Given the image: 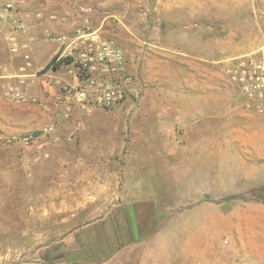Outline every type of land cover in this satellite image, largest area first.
<instances>
[{
    "label": "rangeland",
    "instance_id": "rangeland-1",
    "mask_svg": "<svg viewBox=\"0 0 264 264\" xmlns=\"http://www.w3.org/2000/svg\"><path fill=\"white\" fill-rule=\"evenodd\" d=\"M48 1V5L59 3ZM79 1L86 3L90 0H71L73 4L81 3ZM159 1L100 0L101 9L103 6L112 9L109 17L105 18V26H97L102 13L97 14L94 21L91 17L85 18V25L82 26L94 31L98 39L119 44L134 61L136 68H130L134 83L124 103L111 109L93 106L78 114L82 106L61 97L62 85L77 84L70 78L56 83L61 96L48 103L55 116L53 123H47L54 126L51 132H42L47 124L36 127L35 131L24 129L7 132L0 128L8 135H38L37 140L28 144L23 141L0 144V245L13 243L26 246L34 242L43 245V240H46L52 245L51 253H37L36 257L50 255L53 260L59 259L60 237L32 238L23 233L30 228L42 231L45 224L54 226L57 224L56 217L59 219V215L53 212L51 221H43L45 206L36 205L35 217L39 221H35L34 214L29 210L31 206L27 204L28 197H43L47 189L53 186L51 177H59L55 172H42L43 165L57 164L53 158L44 161L43 157L50 156V151L66 152L69 163L76 164V152L84 148L96 151L103 146L105 149L126 151L142 146L145 152H150L142 154L139 158L142 166H136V172L128 178L138 187L146 184L157 187L155 192L162 198L164 210L160 215L161 224L164 228L178 232V250L185 246L189 238L186 230L192 234L196 231L198 245L201 243L202 247L207 245L213 246V249H223V260L226 262L242 258L243 262L251 264L258 246L264 248V111H259L247 102L240 87L226 72L234 58L258 50L264 43V0H195L194 13L179 7L167 12L159 11ZM43 5V0H15L12 17L0 22L12 24L21 20L28 31V23L35 15L32 6L38 7L35 16L42 18L44 12L39 7ZM185 25L190 27L182 29ZM189 32L196 36L195 39L204 35L206 42L203 43L201 39L189 42L181 38L187 37ZM49 33L45 34V39ZM29 37L32 38V44L36 38L33 35ZM153 41L167 45L170 50L161 51L160 54L164 56L158 59L144 55L140 61L137 60L141 47L146 50L148 43ZM192 49L195 55H206L208 60L192 59L187 51ZM11 53L21 58L14 72L26 67L23 72L25 92L29 97H37L38 102L10 99L5 95V79L0 77V101L3 103L0 122L8 126L5 125L7 130L11 129L13 123L10 119L12 105H43L39 94L31 91L37 76L32 72L34 58L29 59L31 64L27 66L22 53ZM48 56L49 53L39 57V63L47 60ZM133 61L128 63L133 64ZM181 61L195 64V71L189 75L182 71ZM1 63L9 70L7 64ZM63 65L64 73L71 68L76 75L75 64L70 62ZM207 68H211V77L205 74ZM44 71L45 67L39 73ZM47 83L55 82L47 80ZM37 86L40 92H47L45 83L40 82ZM191 87L195 89L193 98L198 105L193 114L194 125L191 123L187 133L195 137L198 134L206 137L223 134V138L212 140V143L210 140L187 141V145L183 142L188 147V154L183 157H166L158 153L156 156L151 149L160 147L154 130L162 111L161 104L181 100L179 92ZM68 104L71 105V111L66 115L63 109ZM131 106L137 107L133 109ZM19 114L26 115L22 111ZM134 131L141 136H151L153 142H143L138 136V140H134ZM215 144H221L222 147H215ZM84 159L83 164H98L93 157L84 156ZM122 162L119 157L115 158V164ZM32 164L40 172H32V180H29L28 171L31 170L29 167H33ZM66 175L68 195L74 193L76 186L84 188V195L95 192L98 196H109L115 191V194L119 192L123 196V172L107 174L86 171L69 172ZM44 176L49 178L48 183ZM113 183L117 184L115 190L111 188ZM195 201L208 203L197 206ZM68 207L70 216V208L75 209L76 206ZM222 209L223 227L220 226ZM11 228H18L20 234L12 235Z\"/></svg>",
    "mask_w": 264,
    "mask_h": 264
},
{
    "label": "crops",
    "instance_id": "crops-1",
    "mask_svg": "<svg viewBox=\"0 0 264 264\" xmlns=\"http://www.w3.org/2000/svg\"><path fill=\"white\" fill-rule=\"evenodd\" d=\"M47 1L43 0V7H39L44 12L42 18L35 16L38 7L32 6L31 10L35 15L33 14L34 17L28 23V31L19 33L22 41L27 40L29 35H33L36 38L31 44L30 55L31 58H34L35 63L33 64L32 72H35L37 76L34 78L35 85L30 89L33 93L39 94L43 105H40L41 107L33 104H28L27 106L12 105L10 119L13 123L10 125L11 131L5 128L6 124L0 122V128L7 132H19V130L23 131L24 129L35 131L36 127L42 124L53 123L55 116L48 103L61 96L56 83L63 80L68 81L70 78L71 81L78 83V78L73 73V69L69 68L67 73H64L62 68L64 65H60L58 68L50 67L44 72L39 73L40 69L50 62L59 49V44L46 40L45 34L48 32L73 34L77 28H82L85 25V18L91 17L94 21V18L99 13H102L103 16H100L97 26H105V18H108L109 12H112V9H106L104 6L101 9L100 0H90L86 3L79 1L81 3L78 4H73L71 0H49L48 3L59 2L58 4L54 3L50 5L47 4ZM159 3L157 9L162 12L179 7L182 10L187 9L189 12L194 13L196 1L160 0ZM102 26L100 27L102 28ZM0 27V62L2 61L4 64H7L9 70L14 72L16 64L21 58L12 54L7 44V36L13 32V26L7 22H0ZM189 27L190 25H185L182 29H188ZM195 37L190 32L187 37L181 36L182 39L186 38L189 42L194 41ZM205 38L203 35L197 37L195 40L201 39L205 43ZM208 38L210 39L209 36ZM166 50H170L167 45L160 44L157 41L150 42L146 50L143 49V46L141 47L137 60L140 61L144 55L158 59L164 56V54H160L161 51ZM187 51L190 52L192 59L208 60L206 55L200 57L195 55L193 49ZM48 53L47 60L39 63V57ZM126 55L128 61L132 62L133 60L127 52ZM131 62H129V69L133 70L136 66H134V61L133 64ZM179 64L180 69L187 72L188 75L195 71L193 67L195 64L191 65V63L188 64L182 61ZM204 70H206V67H204ZM205 74L211 77V68H207V73ZM47 80L55 83L48 86L45 85L47 92L42 93L39 91L37 85L40 82L46 83ZM181 91L179 92L181 100L161 104L162 111L156 121L157 124L154 130L159 138L160 147H158L159 149H151L153 153H156V156L160 154L166 157L167 155L183 157L188 154L187 141L204 142L210 140L212 143V140H221L219 138H223V134L212 137L210 135L206 137L203 134H198L196 137L195 135L189 136L187 132L190 129L191 123L194 125L195 118L193 114L194 110L197 109L198 103L193 98L194 87ZM2 104L0 101V109L2 108ZM131 107L136 109L137 106ZM88 110L90 108L81 107L77 112L80 114ZM20 111L26 115L21 116L19 114ZM134 133L136 137L134 140L136 141L138 138L143 142H153L154 140L151 136L142 135V137L136 131ZM216 146L222 147L221 144H215ZM150 147H153V145ZM147 152H150V150ZM147 152H145V148H142V146L126 151L116 148L105 149L103 146L99 147L96 151L84 148L76 152L75 158L78 163L73 164L72 162L69 163L66 152L50 151V156L47 155L49 158L43 157L44 161L48 162L53 158L57 164L55 166L43 165L42 172L45 174L55 172L59 174V177H51L50 180L54 181L52 183L53 186L47 189L43 197H36L35 195L28 197L27 204L31 206L29 210L34 214L33 218L35 221H39L35 217L36 208L34 206L36 205L45 206L43 221H51V214L53 212L59 215V219L56 217L55 222L57 224L54 226H49V223L48 225L45 224L42 231L30 228L27 232L23 233L32 238L36 236L43 238L60 237L59 244L61 248L59 259L53 260L50 255H45L43 258L36 257L37 253H51L52 245L43 240L45 242L43 245H36L35 242L26 246L13 243L8 246L0 245V264H246L242 258L226 262L223 260V249H213V246L207 245L206 247L203 246V248L201 243L198 245L196 231L195 234H192L186 230L189 238L182 249H177L176 235L178 232L176 233L171 229L164 228L161 224L162 218L160 215H162L164 210L162 208V198L158 197V193L155 192L157 187L147 184L138 187L136 184H133L131 178H128L129 175L136 172V166H142L139 158L143 156V153ZM84 156L93 157L95 162L98 161V164H83L85 163ZM117 157L123 160L122 164L114 163ZM32 165L33 167H29L31 170L28 171L29 180H32V172H40L35 167V164ZM86 171L107 174L123 172L124 180L123 184H121L123 196L119 192L115 194V191H113V195L109 196H98L95 192L89 193L91 196L84 195V188H76V186L74 193L68 195V178L66 174L69 172L83 173ZM44 177L45 181L47 180L46 183H48L49 178ZM82 179H84L83 176ZM111 185V188L115 190L117 184L113 183ZM70 190H73V188H70ZM194 203H197V206H199L207 204L208 201H195ZM69 205L76 206L75 209L70 208V216H68ZM55 214L54 216H56ZM220 217L222 219L220 226L223 227V209ZM11 232L14 236L20 234L18 228H11ZM260 247L258 246L255 250L254 259H252L251 264H264V248ZM22 254L26 255L23 256ZM243 258L245 259L246 257Z\"/></svg>",
    "mask_w": 264,
    "mask_h": 264
},
{
    "label": "built area",
    "instance_id": "built-area-1",
    "mask_svg": "<svg viewBox=\"0 0 264 264\" xmlns=\"http://www.w3.org/2000/svg\"><path fill=\"white\" fill-rule=\"evenodd\" d=\"M14 6L15 0H2L0 20H9ZM12 26L13 32L7 37L9 48L13 53H22L27 66H30L32 38L22 41L19 37V33L27 31L26 24L19 20L14 21ZM86 29H77L74 34H47L48 41L59 44V49L54 55L55 63L70 58L77 70L78 83L74 86L62 85V97L67 102L72 101L88 109L93 106L111 109L125 102L134 83V77L129 69L125 50L113 41L98 39L94 31ZM25 70L26 67H22L17 72H10L0 62V77L5 79V95L18 102L26 100L38 102L37 97H29L24 90ZM226 72L240 87L247 102L259 111H264V43L258 50L234 58ZM49 84L45 83L46 86ZM70 111L71 105L68 104L63 113L68 115ZM53 129V125H48L42 132L48 133ZM37 139L36 133L20 137L5 134L0 130V144L18 141L28 144Z\"/></svg>",
    "mask_w": 264,
    "mask_h": 264
},
{
    "label": "trees",
    "instance_id": "trees-1",
    "mask_svg": "<svg viewBox=\"0 0 264 264\" xmlns=\"http://www.w3.org/2000/svg\"><path fill=\"white\" fill-rule=\"evenodd\" d=\"M70 62H71L70 58H65L64 60L55 63V57H53L50 60V62L45 66V70L49 69L50 67H56V68H58L63 63H70Z\"/></svg>",
    "mask_w": 264,
    "mask_h": 264
}]
</instances>
